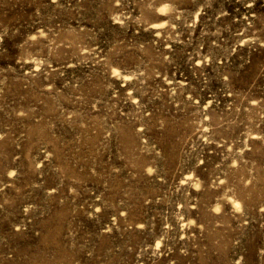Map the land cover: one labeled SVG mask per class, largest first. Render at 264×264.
Wrapping results in <instances>:
<instances>
[{
	"label": "rangeland",
	"instance_id": "374dc122",
	"mask_svg": "<svg viewBox=\"0 0 264 264\" xmlns=\"http://www.w3.org/2000/svg\"><path fill=\"white\" fill-rule=\"evenodd\" d=\"M0 264H264V0H0Z\"/></svg>",
	"mask_w": 264,
	"mask_h": 264
}]
</instances>
